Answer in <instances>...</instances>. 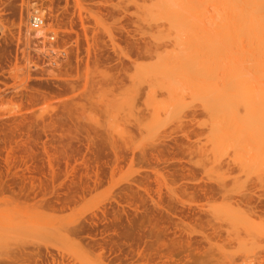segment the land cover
<instances>
[{
	"label": "rangeland",
	"instance_id": "1",
	"mask_svg": "<svg viewBox=\"0 0 264 264\" xmlns=\"http://www.w3.org/2000/svg\"><path fill=\"white\" fill-rule=\"evenodd\" d=\"M221 17L0 0V264H264V48Z\"/></svg>",
	"mask_w": 264,
	"mask_h": 264
},
{
	"label": "bare ground",
	"instance_id": "2",
	"mask_svg": "<svg viewBox=\"0 0 264 264\" xmlns=\"http://www.w3.org/2000/svg\"><path fill=\"white\" fill-rule=\"evenodd\" d=\"M221 4H222V17L220 19V23L223 24V27L225 29H231L232 28L231 25H244V27H236V28L250 32V34L254 36L255 42L257 43V41L258 42L260 41L264 48V0H221ZM262 63H263L262 66L264 68V60ZM7 187L0 184V190L2 192L12 190L11 187L8 188ZM32 188L35 189L34 187ZM12 192L18 198L23 196L24 193L23 191L16 192L14 191V189L12 190ZM249 203L252 205L254 209L258 208V203H255L251 200ZM168 253H171V255L176 253L175 248L170 249L169 247ZM171 255L170 258L172 257ZM197 256L198 257H196L195 259L196 262H202L201 256H203V253L202 255L201 253H198Z\"/></svg>",
	"mask_w": 264,
	"mask_h": 264
},
{
	"label": "built area",
	"instance_id": "3",
	"mask_svg": "<svg viewBox=\"0 0 264 264\" xmlns=\"http://www.w3.org/2000/svg\"><path fill=\"white\" fill-rule=\"evenodd\" d=\"M32 28L34 29V31H38L42 28L43 24H44V19L40 16H35L32 19Z\"/></svg>",
	"mask_w": 264,
	"mask_h": 264
}]
</instances>
